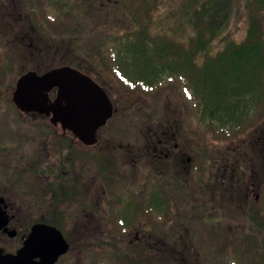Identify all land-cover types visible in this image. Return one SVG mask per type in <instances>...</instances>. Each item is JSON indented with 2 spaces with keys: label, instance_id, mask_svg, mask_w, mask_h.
Instances as JSON below:
<instances>
[{
  "label": "rangeland",
  "instance_id": "obj_1",
  "mask_svg": "<svg viewBox=\"0 0 264 264\" xmlns=\"http://www.w3.org/2000/svg\"><path fill=\"white\" fill-rule=\"evenodd\" d=\"M10 1L13 0H3L0 8V154L8 146L18 152L28 146V153L38 146L41 149L47 147L48 140L40 135V131L44 127H53L47 117L24 113L15 106L13 92L17 80L33 69L44 73L72 64V67L92 77L106 89L115 105V112L113 118L99 132V143L93 147L91 160L87 163L89 169L82 166L84 161H78L77 172L67 175L66 189L68 185L75 186L74 183L79 179L76 188L79 191L84 190L80 182L83 179L87 183L86 188L92 187L95 196L99 197L104 190L108 191L112 183L107 177L116 176V171L122 175L125 172L130 186L141 181L139 185L146 187L149 169L145 163L141 167L133 163L134 152L128 150L131 147L127 146L144 142L148 128L170 126V122L172 126L186 129L190 147L202 150L205 160L204 180L211 186L212 183L218 185L215 197L210 196L209 202L210 212L214 207L218 209L217 222L204 216L205 211L199 202L200 195L193 193L188 195L186 201V218L173 217L172 232L177 241L184 242L183 246L167 247L166 244L156 241L154 247H141V255L135 257L137 249L128 241L135 239V231H128L132 233L131 237L127 236V232L123 236V228L120 230L115 225L112 229L109 228L104 240L97 242L102 243V246L92 254L93 263L150 264L151 260L152 264L153 261L154 264H264V227L261 226L264 205V109H261L255 122L243 132L229 139L215 137L201 125L196 101L193 95L191 97L192 90L180 77H166L152 89H132L123 86L124 81L116 78L104 63V54L107 56L116 40H125L128 35L140 32L139 19L146 21L148 35L152 40L159 45L168 43L172 50L173 45L182 43L187 46L197 37L196 23L199 20L206 28L210 27L213 20H219L217 33L210 30L214 35L208 54L214 55L229 40L243 41L254 21L252 18L256 17L260 32L264 34V12L253 14L246 0H95L88 4H84L85 0ZM142 3L150 6V18L144 19L141 16L139 6ZM21 5H24V10ZM29 14L37 16L40 22H36ZM44 26L48 42L37 37ZM207 34L206 37H209ZM71 38L78 44L75 50L71 47ZM196 56L200 62L201 58L198 54ZM55 95L54 91L51 97L55 98ZM7 132L21 135L18 139L10 138L13 134L6 136ZM122 155L127 156L123 159ZM52 162L57 164L56 159ZM25 166L27 163L12 166L8 170L9 166L0 164L6 170L0 171V183L7 184V176H12L13 172L27 173L25 170L29 167ZM50 168V161L43 157L41 164L35 167L36 170H41L40 175L33 174L31 181L26 179L21 183L19 195L22 191L24 195L27 192V195H22L25 208L30 207L34 211L38 208L42 201L38 189L43 190L53 183V177H48L51 175ZM106 170L108 171L105 174ZM239 172L244 178L241 185L236 181ZM195 173L196 169L193 167V174ZM30 174L32 173L27 176ZM78 175L87 177L79 178ZM211 175L212 182L209 181ZM139 176L140 179H136L134 183L133 179ZM162 177L166 185L173 183L176 186L175 179L165 173ZM196 182L193 179L192 184L189 182L188 185L194 188ZM251 182L253 188L248 192L249 199L242 200L240 188L250 185ZM156 187L162 189L159 183H156ZM106 195L107 192L104 196ZM244 202L251 208L248 212L243 210ZM71 204L70 202L61 206L69 209ZM104 206L111 219L116 214L112 203L106 200ZM110 222L114 223L112 220ZM213 227L214 232L211 230ZM164 228L157 227V231L153 229L157 240H161L169 232L170 228ZM68 231L66 232L69 233ZM10 241L15 240L0 238V248L3 251L10 248L14 245L9 244ZM182 258L188 261H182Z\"/></svg>",
  "mask_w": 264,
  "mask_h": 264
},
{
  "label": "flooded vegetation",
  "instance_id": "obj_2",
  "mask_svg": "<svg viewBox=\"0 0 264 264\" xmlns=\"http://www.w3.org/2000/svg\"><path fill=\"white\" fill-rule=\"evenodd\" d=\"M54 91L57 93V90ZM106 93L108 94L107 91ZM47 118L51 122L50 117ZM52 126L44 127L40 131V135H44L45 139L48 140L47 147L41 149L38 146L28 153V146L23 147L21 152L8 146L6 147L8 149L3 150L0 154V164L3 163L4 167L9 166L8 170L12 166L16 167L18 164L24 163H27L25 167H29L25 170L27 173L13 172L12 176H7V184L0 183V214L3 215L2 225H0V238L2 240H15L8 242L14 244L10 248L7 247L4 251L0 248V251L4 254L17 253L29 238L32 228L37 224L55 227L62 233L68 244V251L60 255L54 264H92V254L102 246V243L97 244V242L104 240L109 228L112 229L115 225L120 227H116L120 230L123 228L121 230L123 236L127 232V236L131 237L132 233L128 231H135V239L128 240L137 249L134 254L135 257L141 255V247L143 249L148 246L154 247L156 241L166 244L167 247L183 246L184 242L177 241L178 239L172 232V220L174 216H184L186 218L184 212L190 193L200 195L199 202L205 211L204 216H207L209 220L212 218L214 222L219 220L216 207L212 209V212L209 211L210 196L215 197V190L218 185L212 183L211 186L204 180L205 160L203 152L188 145L185 128L172 126L171 122L170 126L148 128L144 142L128 144L127 146L131 147L128 150L134 152L132 155L133 163H137L139 167L145 163V166L149 169L146 187L139 185L141 181H137V185L130 186L127 183L128 178L124 175L125 172L122 175L121 172L116 171L118 173L116 176L107 177L108 181L112 183L108 191L104 190L97 197L93 193L92 187L90 189L86 188L87 183L86 181L83 182V179H80V182L82 188L84 186V190L80 191L76 188L79 179L76 182L74 181L75 186L68 185L67 189L65 180L71 172H77L76 163L78 161H84L82 166H87L89 169L87 163L91 160L93 147L99 143V132L104 127L97 132L96 144L89 146L75 137L71 130L64 129L61 125ZM8 134L12 135L13 133L7 132L6 136ZM20 135V133L17 136L13 134L10 138L18 139ZM104 155L108 158L107 154L103 153ZM34 156L36 158H32ZM125 156H123V159H125ZM43 157L51 163L49 171L51 175L48 177H53V183L44 187L43 190L37 187L42 201L34 211L30 207L25 208L26 203L22 201V195H27V192L24 195L22 191L19 195L18 190L24 180L31 181L33 174L40 175L41 170L38 171L35 167L37 164H41ZM53 159L57 160V164H53ZM190 163L191 166H189ZM4 167H0V171L4 170L6 172ZM193 167L196 169L195 174H193ZM27 169L32 173L29 177L27 175L30 172ZM107 171H104V173L106 174ZM163 173L175 179L176 186L173 183L169 186L166 185L162 177ZM243 173L245 174V172ZM42 175L44 176V173ZM80 176L77 177L80 178ZM234 176L236 177L237 174H234ZM234 176L233 178H235ZM83 177L86 178L87 176L84 175ZM212 177L213 175L209 176L210 182H212ZM136 179H140V176L133 179L134 183H136ZM189 179L190 181H188ZM193 179L197 181L194 188L192 185H188L189 182L192 184ZM215 179H217V175H215ZM236 181L239 185L242 182L244 183L243 174L239 172ZM156 183L161 184V190L157 189ZM204 183L207 184L204 185ZM252 188V182L250 185L240 188L242 200L249 199V190H252ZM105 191L107 192L106 196H104ZM46 199L48 200L46 201ZM106 200L112 203L113 211L116 213L111 219L109 218L108 209L104 206ZM45 201L48 203L47 206ZM69 201L72 203L69 209L61 206L70 203ZM247 204H244L243 210L248 212L251 208ZM218 226L220 227V224ZM157 227L170 228L161 240H157L156 234L153 233V229L155 231ZM67 230H69V233L66 232ZM211 230L214 232V227ZM12 233L13 235H11ZM150 258L152 257L150 256ZM183 260L187 259L182 258ZM35 261L40 262L41 257H36ZM150 264H152L151 260Z\"/></svg>",
  "mask_w": 264,
  "mask_h": 264
},
{
  "label": "trees",
  "instance_id": "obj_3",
  "mask_svg": "<svg viewBox=\"0 0 264 264\" xmlns=\"http://www.w3.org/2000/svg\"><path fill=\"white\" fill-rule=\"evenodd\" d=\"M246 1L253 14L264 12V0ZM89 2L95 0H85L84 4ZM139 7L141 16L150 18V6L142 3ZM29 16L40 22L34 14ZM139 20V33L130 34L125 40H116L107 56L104 54L105 65L116 78L124 81L123 86L152 89L166 77H180L192 90L191 97L193 95L196 101L201 125L215 137L229 139L255 122L264 109V34L260 32L256 17L252 18L254 21L243 41L229 40L214 55L208 54V47L213 40L212 31L217 33L219 30V20H213L207 28L199 20L196 23L197 37L187 46L182 43L173 45L174 50L168 43L159 45L152 40L146 21ZM45 28L41 27L43 31L37 37L48 42ZM71 40V47L75 50L78 44ZM196 54L201 58L200 62ZM262 212L261 226L264 227V205Z\"/></svg>",
  "mask_w": 264,
  "mask_h": 264
},
{
  "label": "water",
  "instance_id": "obj_4",
  "mask_svg": "<svg viewBox=\"0 0 264 264\" xmlns=\"http://www.w3.org/2000/svg\"><path fill=\"white\" fill-rule=\"evenodd\" d=\"M54 90L57 93L52 99ZM13 102L22 112L50 117L53 125L71 130L89 146L96 144L98 130L114 115L113 103L105 90L92 77L72 66H60L44 73H24L16 82ZM2 220L0 214V225ZM67 251L68 244L59 230L37 224L17 253L0 251V264H54ZM38 256L40 262L35 261Z\"/></svg>",
  "mask_w": 264,
  "mask_h": 264
}]
</instances>
